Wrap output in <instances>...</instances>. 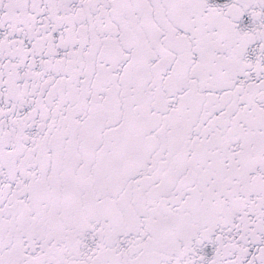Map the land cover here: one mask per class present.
I'll return each instance as SVG.
<instances>
[{
    "label": "snow or ice",
    "instance_id": "1",
    "mask_svg": "<svg viewBox=\"0 0 264 264\" xmlns=\"http://www.w3.org/2000/svg\"><path fill=\"white\" fill-rule=\"evenodd\" d=\"M0 264H264V0H0Z\"/></svg>",
    "mask_w": 264,
    "mask_h": 264
}]
</instances>
